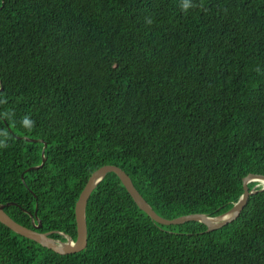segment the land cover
Wrapping results in <instances>:
<instances>
[{
	"label": "trees",
	"instance_id": "1",
	"mask_svg": "<svg viewBox=\"0 0 264 264\" xmlns=\"http://www.w3.org/2000/svg\"><path fill=\"white\" fill-rule=\"evenodd\" d=\"M1 87L0 203L55 239H77L76 203L106 164L168 219L222 215L264 175V0H0ZM258 184L207 232L156 222L109 172L86 249L60 254L0 222V264H264Z\"/></svg>",
	"mask_w": 264,
	"mask_h": 264
},
{
	"label": "water",
	"instance_id": "2",
	"mask_svg": "<svg viewBox=\"0 0 264 264\" xmlns=\"http://www.w3.org/2000/svg\"><path fill=\"white\" fill-rule=\"evenodd\" d=\"M2 88L3 87H1L0 90ZM23 138H25L28 141H40V140L44 141L43 139H35L31 137H23ZM46 147H47V143L45 142V146L43 148L42 164L33 166L32 167L33 169L40 168L46 163L47 160L45 156ZM109 172H115L118 175V177L120 178V180L122 181L128 192L130 193V195L133 197L135 202L138 204V206L142 210H144L156 222L164 225H172V224H182L188 221H199L207 226V230H206L207 232L222 228L223 226L230 224L231 222L236 220L241 214V212L244 210L245 206L247 205L250 196L258 191L256 189L250 190L249 183L252 181H256V178L264 179L263 174H255V173H250L249 175L244 177L243 195L230 211L222 215L212 217L204 213H192V214L182 215L173 219H168L162 217L153 209V207L148 203L146 198L137 189L131 176L122 167L115 164H106L98 168L91 174L85 188L81 192L80 197L76 203L75 215H76L77 232H78L76 240L69 238L68 241L64 242L60 239H55L52 236H50V233L52 232H40L38 229L42 226V222L40 219H38L39 223L37 224L34 216H33L34 217L33 228L17 222L5 211V207L7 205L17 204L15 202H9L7 204L0 203V222L8 226L14 232L26 238L34 240L39 244L48 247L57 253L72 254V253L80 252L86 249V247L88 246V224L86 218V209L89 199L94 189ZM22 177L24 178V175ZM257 186H261L259 190L261 191L264 190V184L259 183ZM59 243H64L66 245L62 247L60 246Z\"/></svg>",
	"mask_w": 264,
	"mask_h": 264
},
{
	"label": "bare ground",
	"instance_id": "3",
	"mask_svg": "<svg viewBox=\"0 0 264 264\" xmlns=\"http://www.w3.org/2000/svg\"><path fill=\"white\" fill-rule=\"evenodd\" d=\"M256 181L257 182H259V183H262V184H264V179H262V178H256ZM60 244V246H65L66 244H64V243H59Z\"/></svg>",
	"mask_w": 264,
	"mask_h": 264
},
{
	"label": "rangeland",
	"instance_id": "4",
	"mask_svg": "<svg viewBox=\"0 0 264 264\" xmlns=\"http://www.w3.org/2000/svg\"><path fill=\"white\" fill-rule=\"evenodd\" d=\"M70 238V237H69Z\"/></svg>",
	"mask_w": 264,
	"mask_h": 264
}]
</instances>
